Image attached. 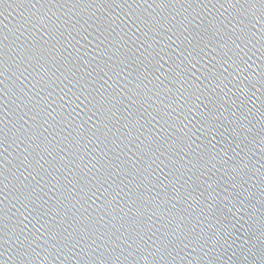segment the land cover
Returning a JSON list of instances; mask_svg holds the SVG:
<instances>
[{
  "label": "water",
  "instance_id": "95a60500",
  "mask_svg": "<svg viewBox=\"0 0 264 264\" xmlns=\"http://www.w3.org/2000/svg\"><path fill=\"white\" fill-rule=\"evenodd\" d=\"M0 264H264V0H0Z\"/></svg>",
  "mask_w": 264,
  "mask_h": 264
}]
</instances>
